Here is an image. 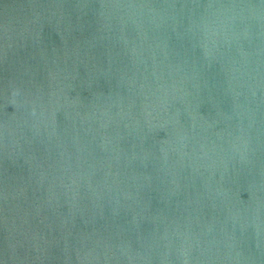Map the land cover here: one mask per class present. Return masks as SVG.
Wrapping results in <instances>:
<instances>
[{
	"label": "water",
	"instance_id": "95a60500",
	"mask_svg": "<svg viewBox=\"0 0 264 264\" xmlns=\"http://www.w3.org/2000/svg\"><path fill=\"white\" fill-rule=\"evenodd\" d=\"M0 264H264V0H0Z\"/></svg>",
	"mask_w": 264,
	"mask_h": 264
}]
</instances>
